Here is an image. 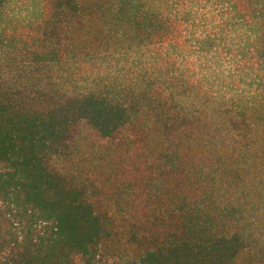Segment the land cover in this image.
I'll return each instance as SVG.
<instances>
[{"label":"trees","instance_id":"trees-1","mask_svg":"<svg viewBox=\"0 0 264 264\" xmlns=\"http://www.w3.org/2000/svg\"><path fill=\"white\" fill-rule=\"evenodd\" d=\"M0 264H264V0H0Z\"/></svg>","mask_w":264,"mask_h":264},{"label":"rangeland","instance_id":"rangeland-1","mask_svg":"<svg viewBox=\"0 0 264 264\" xmlns=\"http://www.w3.org/2000/svg\"><path fill=\"white\" fill-rule=\"evenodd\" d=\"M76 143L70 148L66 155H62L59 158L54 159L53 166L65 173L78 174V171L84 172L85 176H93L97 174L100 167L106 168L103 165L102 158L106 153V150H101L98 143L87 145L91 140L88 139L87 142L84 140L87 138L84 134L78 137Z\"/></svg>","mask_w":264,"mask_h":264}]
</instances>
